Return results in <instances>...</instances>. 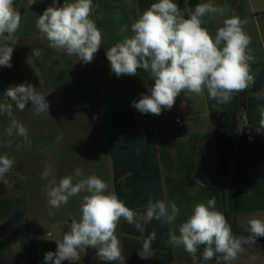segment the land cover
<instances>
[{"label": "crops", "instance_id": "crops-1", "mask_svg": "<svg viewBox=\"0 0 264 264\" xmlns=\"http://www.w3.org/2000/svg\"><path fill=\"white\" fill-rule=\"evenodd\" d=\"M64 2L57 0V5ZM155 2L93 0L91 18L103 40L94 60L84 64L49 47L36 27L53 0H14L21 24L14 36L12 67L0 66V103L11 102L4 96L9 86L26 83L45 95L50 107L48 113L35 115L31 101L23 111L11 102L12 116L0 113V156L14 161L0 179V264H52L44 256L70 230L72 220H79L87 193L56 209L49 207L44 186L53 178L58 183L74 175L76 168L82 170L80 178L94 174L107 182L108 191L140 215L149 199L175 202L180 212L171 224L153 219L142 222L139 230L121 218L116 229L121 261L100 260L97 249L89 247L79 261L67 264H264V237L243 244L244 251L230 262L220 254L204 261V245L193 260L183 247L168 244L169 233L179 235L194 205L212 197L236 237L250 235L249 219H264V130L256 131L258 109L264 107V0H174L186 19L196 4L211 2L245 22L255 83L245 90L243 108L238 94L220 104L207 91L202 96L181 92L159 116L132 106L154 85L150 73L138 69L135 76L117 77L106 57L107 49L130 36L131 24ZM226 18H206L213 36ZM125 25L128 31L121 33ZM5 43L10 42L0 38V45ZM12 119L26 127L27 140L15 130L6 134ZM46 168L51 175L44 179ZM153 231L154 256L141 259L139 251Z\"/></svg>", "mask_w": 264, "mask_h": 264}, {"label": "clouds", "instance_id": "clouds-1", "mask_svg": "<svg viewBox=\"0 0 264 264\" xmlns=\"http://www.w3.org/2000/svg\"><path fill=\"white\" fill-rule=\"evenodd\" d=\"M93 7V0H65L62 6L53 0L52 6L38 16L36 27L49 47L68 56L75 55L84 64L91 63L103 40L102 32L91 18ZM229 11L211 2L198 3L186 19L174 0H158L131 24L130 36H124L107 49V60L117 77L135 76L138 69H143L154 80L149 94H142L138 101L132 102L136 110L159 116L162 110L174 106L181 92L202 96L207 91L211 99L224 104L231 101L233 94L255 83L250 65L255 62L249 51L251 38L243 29L245 22L235 15L228 16ZM217 14L227 18L213 36L206 26V18ZM20 24L21 14L14 7V0H0V38L10 42L0 45V66L12 67L14 36ZM126 31L127 25L121 28V33ZM4 96L11 98L20 111L31 101L35 115L48 113L50 107L45 95L31 84L9 86ZM11 102L0 103V113L11 117ZM258 110L260 120L256 131L260 132L264 130V107ZM13 130L27 140L26 127L16 119L5 129L9 136ZM13 164L12 159L0 156V179ZM50 175L46 168L42 178ZM82 175V170L76 168L74 175L64 176L58 183L53 178L44 186L49 207L56 209L66 205L71 197L87 193L80 204L79 220H72L70 230L63 234L62 240L56 241L55 252L45 254V262L79 261L80 254L89 247L97 249L100 260L121 261L122 248L116 235L121 218L139 230L144 221L156 219L171 224L179 215L175 202L151 199L145 214L140 215L109 192L107 182L94 174L80 178ZM247 223L250 235L234 236L225 215L216 209V198L212 197L207 203L194 205L192 213L180 224L179 235L169 233L168 244L183 247L193 260L199 247L204 245V261L220 254L225 262H230L244 251L243 244L255 243L257 237H264V219L252 218ZM155 239L153 231L139 251L141 259L154 256L151 244Z\"/></svg>", "mask_w": 264, "mask_h": 264}, {"label": "trees", "instance_id": "trees-1", "mask_svg": "<svg viewBox=\"0 0 264 264\" xmlns=\"http://www.w3.org/2000/svg\"><path fill=\"white\" fill-rule=\"evenodd\" d=\"M238 96H239V107L240 108L245 107L246 106V99H247L246 91L238 93ZM181 134H183V133L181 132ZM56 248H57L56 242H52L51 243V251L55 252ZM33 264H39V263L36 261H33ZM52 264H54V261H52ZM61 264H67V261L66 260L62 261Z\"/></svg>", "mask_w": 264, "mask_h": 264}, {"label": "built area", "instance_id": "built-area-1", "mask_svg": "<svg viewBox=\"0 0 264 264\" xmlns=\"http://www.w3.org/2000/svg\"><path fill=\"white\" fill-rule=\"evenodd\" d=\"M176 123L180 128L183 127V122L181 121V119H176Z\"/></svg>", "mask_w": 264, "mask_h": 264}, {"label": "rangeland", "instance_id": "rangeland-1", "mask_svg": "<svg viewBox=\"0 0 264 264\" xmlns=\"http://www.w3.org/2000/svg\"><path fill=\"white\" fill-rule=\"evenodd\" d=\"M0 120L2 121V115H0Z\"/></svg>", "mask_w": 264, "mask_h": 264}]
</instances>
